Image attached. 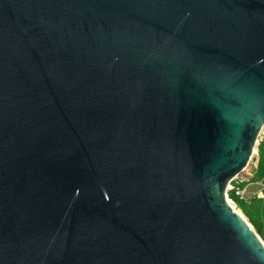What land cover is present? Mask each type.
I'll list each match as a JSON object with an SVG mask.
<instances>
[{"label":"water","instance_id":"95a60500","mask_svg":"<svg viewBox=\"0 0 264 264\" xmlns=\"http://www.w3.org/2000/svg\"><path fill=\"white\" fill-rule=\"evenodd\" d=\"M263 132L264 0H0V264H264Z\"/></svg>","mask_w":264,"mask_h":264},{"label":"rangeland","instance_id":"374dc122","mask_svg":"<svg viewBox=\"0 0 264 264\" xmlns=\"http://www.w3.org/2000/svg\"><path fill=\"white\" fill-rule=\"evenodd\" d=\"M261 147L259 145V157L261 162V157L264 156V135L261 141ZM254 169V156L252 162H250L249 170ZM241 187H247V192L244 198L236 196L234 192L229 193V198L235 204V207L240 211L245 217L247 223L252 227V229L257 233L260 239L264 243V199L257 197V192L260 187L254 185V179H251L244 174L243 179L240 180Z\"/></svg>","mask_w":264,"mask_h":264},{"label":"built area","instance_id":"2783aa9c","mask_svg":"<svg viewBox=\"0 0 264 264\" xmlns=\"http://www.w3.org/2000/svg\"><path fill=\"white\" fill-rule=\"evenodd\" d=\"M263 135H264V132L260 138V143L263 140ZM260 170H261V162H260V157H259V149L257 148L256 153L254 154V169L249 170V166H248L247 169H245V171L241 175L236 177V179L230 183L228 187L229 189L227 192L228 198H229V193L231 192H234L236 196L240 198H244L247 192V187H241L240 180L243 179L244 174H247L249 178L254 179V185L255 186L257 185L258 187H260L257 192V197L264 199V175L259 176Z\"/></svg>","mask_w":264,"mask_h":264},{"label":"bare ground","instance_id":"6f19581e","mask_svg":"<svg viewBox=\"0 0 264 264\" xmlns=\"http://www.w3.org/2000/svg\"><path fill=\"white\" fill-rule=\"evenodd\" d=\"M257 150V149H256ZM256 150L254 151V154L256 153ZM253 158V157H252ZM227 201H228V203L231 205V207L234 209V211L241 217V218H243L245 221H246V219H245V217L243 216V214L240 212V211H238L237 209H236V207H235V204L233 203V201H230L229 199H228V197H227ZM247 222V221H246Z\"/></svg>","mask_w":264,"mask_h":264},{"label":"trees","instance_id":"16d2710c","mask_svg":"<svg viewBox=\"0 0 264 264\" xmlns=\"http://www.w3.org/2000/svg\"><path fill=\"white\" fill-rule=\"evenodd\" d=\"M260 147H261V144H260ZM263 150H264V148H261V151H263ZM262 175H264V156L261 157V170H260V173H259V176H262Z\"/></svg>","mask_w":264,"mask_h":264}]
</instances>
